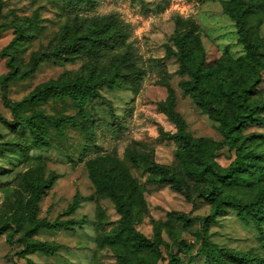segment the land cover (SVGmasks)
<instances>
[{"label": "rangeland", "instance_id": "rangeland-1", "mask_svg": "<svg viewBox=\"0 0 264 264\" xmlns=\"http://www.w3.org/2000/svg\"><path fill=\"white\" fill-rule=\"evenodd\" d=\"M72 9L65 7L62 0H2L0 74L8 70L6 52L1 55V50L13 38L15 24L22 27L23 36L6 51L13 52L22 62H27L30 54L41 45H50L56 41ZM92 12H117L134 28L133 36L142 56L144 74L135 89L108 88L105 85L99 87L100 93L112 104L114 114L125 120V127L117 141L109 135L102 136L98 131L97 142L103 155L115 149L122 166L143 188L144 205L139 209L135 205L131 224L145 237L153 239V222L158 223L161 237L159 248L164 259L157 264H166L168 250L173 246L176 250L175 244L179 240L192 244V250L197 248L199 241L196 230L201 226L202 218L209 213L211 204L204 198H198L192 206L168 184H150L147 181L149 173L129 162L125 146L130 143L136 155L149 153L156 163L170 166L189 186L191 193L201 187V182H196L189 174L191 161L176 154L173 141L162 139L163 133L175 130L173 123L158 105L167 98L169 84L174 91V109L185 121L187 131L209 144L222 140L218 122L181 89L180 82L188 76L180 73L178 62L173 56L166 55L167 46L173 45L172 36L177 27L175 16L189 20L193 29L192 42H201L205 55L212 60L222 59L224 55L238 58L245 54L240 32L230 15L241 13L246 20L245 28L251 38L261 45L264 55V0H170L168 8L157 15L144 14L132 6L130 0H95ZM87 68L86 64L80 62L44 61L30 76L11 81L8 97L18 101L40 83L71 77L78 72L85 73ZM250 97L252 101H264V71ZM36 108L51 116H74L80 120L77 107L70 99H50L43 104L25 106L23 114H29ZM84 114L87 120L100 118L109 122L112 119L108 105L98 99L86 100ZM0 116L4 118H0V226L10 218L22 223L19 229H13L15 222H12L0 234V264H25V258L34 264H119L117 247L107 242L105 235L112 234L119 226L120 214L112 198L96 190L89 175V162L86 159L79 161L84 146L81 131L66 125L59 133L50 127L47 130L48 145L34 148L30 147L32 137L28 128L23 124H14L1 98ZM241 132L244 136L253 134V138L246 139V145L264 154V123L247 124ZM6 142L25 146L4 145ZM233 157V151L224 147L212 159L224 167ZM105 158L108 161V156ZM37 161L44 163L45 176L50 171L56 174L54 183L38 203L37 217L48 221L72 219L77 222L71 224L72 229H39L32 235L33 239L60 244L53 256L38 252L23 255L24 244L20 239L26 225L25 200L28 192L24 185L13 178L11 172L19 169L24 171L28 165ZM258 161L264 164V158ZM222 192L248 200L256 193L264 192V177L250 186H226ZM75 195L84 199L72 213H68L67 208ZM168 211L189 214L191 219L189 222L167 220ZM207 237L219 247L239 251L259 248V234L253 222L241 219L231 209H226L209 223ZM179 258L185 264H203L204 261L203 257L195 256L190 262L188 255L183 253L179 254ZM132 260L139 264L140 259L136 253L132 254Z\"/></svg>", "mask_w": 264, "mask_h": 264}, {"label": "trees", "instance_id": "trees-1", "mask_svg": "<svg viewBox=\"0 0 264 264\" xmlns=\"http://www.w3.org/2000/svg\"><path fill=\"white\" fill-rule=\"evenodd\" d=\"M62 3L65 7L73 9L61 27L56 41L50 45H41L30 54L27 62H22L13 52L6 51L23 36L22 27L19 24L13 26L15 34L1 50V55L6 52L8 68L5 73L0 74L2 104L10 111L14 124H23L28 128L32 137L30 147L42 148L48 145L47 130L50 127L59 133L66 125L81 131L84 146L79 161L86 159L89 162V175L96 190L109 195L120 214L119 226L112 234L105 235L107 242L117 247L118 263L136 264L132 260V254L136 253L140 259L139 264H157L159 260L164 259L159 248L161 237L158 223L153 220V239L145 237L131 224L135 205L138 209L144 205L143 188L122 166L116 156V150L111 149L103 155L97 142L98 131L102 136L109 135L112 140L117 141L125 127V120L114 114L112 104L100 93L99 87L105 85L108 88L135 89L144 74L142 56L133 36L134 28L117 12L93 13L95 0H62ZM130 3L144 14L157 15L168 8L170 0H130ZM1 10L2 0L0 14ZM230 15L240 32L245 50L243 56L231 58L224 55L222 59H208L201 42H192L193 29L189 20H184L178 15L175 16L177 27L172 36L173 45L167 46L166 55L173 56L178 62L180 73L188 76L180 82L181 89L198 107L218 122V130L222 135L221 141L211 144L203 138L193 137L187 131L181 115L174 109V91L167 84V98L158 105L173 123L175 130L163 133L162 139L173 141L176 144V154L191 161L189 174L196 182H201V187L191 193L189 186L170 166L156 163L149 153L136 155L130 143L125 146L129 162L149 173L147 181L150 184H168L174 191L182 194L192 206L198 198H204L211 204L209 213L202 218V224L196 230L199 241L197 248L192 250V244L179 240L175 244L176 250L174 246L168 250L166 264H185L179 258L180 253L187 254L190 262L195 256H201L204 258L203 264H264V192L256 193L248 200L222 192L226 186H250L264 177V164L258 161L264 158V154L246 145V139L253 138V134L244 136L241 132L247 124L264 123V101H252L250 97L261 81L264 55L261 45L251 38L245 28L244 15L238 12ZM181 23H184L183 26ZM1 32L2 28L0 34ZM51 59L58 62H80L88 68L85 73L78 72L71 77L49 79L40 83L18 101L9 99L8 87L11 81L25 79L34 73L42 62ZM50 99H70L77 107L80 120L74 116H51L38 108L29 114H23L25 106L43 104ZM93 99L108 105L111 121H103L100 118L86 119V100ZM0 118L4 119L2 116ZM4 145L25 146L11 142ZM224 147L233 151L234 157L222 167L212 157ZM11 173L28 192L25 200L26 225L20 237L24 244L23 255L32 252L45 256L55 255L60 244L33 239L32 235L39 229H72L71 224L76 222L72 219L48 221L37 217L38 203L54 183L56 174L50 171L45 176L42 161L31 163L24 171L19 169ZM83 199L75 195L67 208L68 213H72ZM226 209L234 210L241 219L253 222L259 234L258 250L251 248L239 251L219 247L207 237L209 223ZM166 217L167 220L182 222H189L191 219L189 214L176 211L166 212ZM12 222H15L13 229H19L22 225L21 222L10 218L0 226V234H3L5 227ZM25 259V264H34L29 258Z\"/></svg>", "mask_w": 264, "mask_h": 264}]
</instances>
